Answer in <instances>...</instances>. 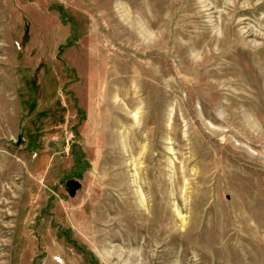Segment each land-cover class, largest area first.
<instances>
[{"label":"rangeland","instance_id":"obj_1","mask_svg":"<svg viewBox=\"0 0 264 264\" xmlns=\"http://www.w3.org/2000/svg\"><path fill=\"white\" fill-rule=\"evenodd\" d=\"M0 264H264V0H0Z\"/></svg>","mask_w":264,"mask_h":264}]
</instances>
